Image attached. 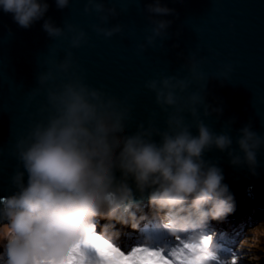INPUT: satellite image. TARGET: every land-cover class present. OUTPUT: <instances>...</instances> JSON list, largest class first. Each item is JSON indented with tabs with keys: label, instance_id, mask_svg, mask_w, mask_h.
<instances>
[{
	"label": "clouds",
	"instance_id": "obj_1",
	"mask_svg": "<svg viewBox=\"0 0 264 264\" xmlns=\"http://www.w3.org/2000/svg\"><path fill=\"white\" fill-rule=\"evenodd\" d=\"M55 3L64 9L69 0ZM48 8L45 0H0V10L23 29L41 20ZM90 11L101 23L116 15L114 8L106 9L97 0H87L84 12ZM147 11L159 16L175 12L160 0ZM150 23L152 35L146 40L154 46L171 21ZM42 28L54 39L65 37L66 29L70 48L87 43L86 34L71 24L62 30L45 20ZM93 30L111 38L122 26L93 25ZM139 48L145 50L144 45ZM186 66L189 75L184 78L146 82L144 87L166 113L164 126L157 125V113L152 112L131 134L128 97L120 100L84 83L73 70L71 51L65 50L60 62L38 74L29 102L43 90L46 103L38 110L40 119L10 152L17 164L8 177L7 194L0 197V264H233L234 259L240 264L247 259L248 254L237 249L222 254L215 234L206 231L211 221L233 213L235 197L224 183L219 161L207 160L205 154L213 149L226 152L231 167L247 169L256 178L264 135L253 131L249 121L238 130L233 149L229 133L235 119L219 134L204 122L201 117L219 116L223 109L206 103L208 79L198 71L194 55ZM230 72L227 67L219 73L221 80ZM61 76L66 80L57 83ZM193 85L197 89L189 91ZM143 222L154 223L172 243L153 247L146 238L122 249L116 226L135 231ZM135 249L141 251L132 254Z\"/></svg>",
	"mask_w": 264,
	"mask_h": 264
},
{
	"label": "water",
	"instance_id": "obj_2",
	"mask_svg": "<svg viewBox=\"0 0 264 264\" xmlns=\"http://www.w3.org/2000/svg\"><path fill=\"white\" fill-rule=\"evenodd\" d=\"M45 2L48 11L28 29L20 28L11 14L0 10V197L7 194L4 189L17 164L10 152L16 140L40 119L38 110L46 103L43 90L30 102L29 94L38 86V74L53 62H60L65 50L72 52L73 70L84 83L120 100L128 97L127 103L132 106L129 134L136 131L137 124H146L152 112L157 113V125L164 126L166 113L160 111L154 93L144 86L161 77L188 76L186 65L194 55L198 71L208 79L206 103L223 109L219 116L213 113L201 117L204 122L219 134L234 118L229 133L233 149L237 147L238 130L249 121L253 131L264 135V0H160L161 6L175 10L167 16L147 11L155 0H97L116 11L107 23H101L94 11L84 12L87 0H69L64 9H58L55 0ZM45 20L62 30L66 24L73 25L86 34L87 43L70 48L71 34L66 29L65 37H49L42 28ZM150 20L171 21L164 37L154 39V46L146 40L152 35ZM117 24L122 32L111 38L93 30V25L111 28ZM139 45L145 50L141 51ZM227 67H231L228 79L221 80L219 73ZM60 79L66 77L61 76L57 83ZM196 89L193 85L189 91ZM192 131L195 135V129ZM257 158L258 176L253 178L247 169L231 167L226 152L213 149L205 154V159L219 161L224 183L235 197L234 211L222 220L223 224L244 219L253 211L264 216V149ZM126 241L121 245L124 250L145 239L130 231Z\"/></svg>",
	"mask_w": 264,
	"mask_h": 264
},
{
	"label": "rangeland",
	"instance_id": "obj_3",
	"mask_svg": "<svg viewBox=\"0 0 264 264\" xmlns=\"http://www.w3.org/2000/svg\"><path fill=\"white\" fill-rule=\"evenodd\" d=\"M240 218L236 222L223 224L221 226H218V223L214 222L216 224L215 225L211 221L208 224L206 231L210 235L213 233L215 234L214 239L216 244H218L222 249L225 250L222 254L227 255L226 250L228 249H231L233 252H235L237 249V251H243L248 254L247 259L241 261L240 264H253L252 262H256V264H263L264 216L262 218H257V220H255L254 214H249L244 219ZM100 223L103 224L105 223V221H101ZM144 225L145 223L143 222L140 225V228L135 231L126 227H117L116 230L120 234L118 240L119 245L125 246V244L127 243L126 239L130 236V231H134L139 233L140 235H143L144 239L150 238L153 247L162 246L165 243H172V241L168 239L164 232V235L159 238L154 239L149 237L144 232ZM123 229L128 230L123 231Z\"/></svg>",
	"mask_w": 264,
	"mask_h": 264
},
{
	"label": "trees",
	"instance_id": "obj_4",
	"mask_svg": "<svg viewBox=\"0 0 264 264\" xmlns=\"http://www.w3.org/2000/svg\"><path fill=\"white\" fill-rule=\"evenodd\" d=\"M147 211V210H146ZM145 223V225H144V232L149 236V237H151V238H154V239H156V238H159V237H161L162 235H164L163 234V231H161V230H157L156 229V227H155V225H154V223H151V222H144ZM216 225V224H215ZM220 224H218V226H219ZM155 227V228H154ZM245 241V240H244ZM252 262V261H251ZM263 262V261H262ZM261 262V263H262ZM253 264H256V262H252ZM263 264H264V262H263Z\"/></svg>",
	"mask_w": 264,
	"mask_h": 264
},
{
	"label": "bare ground",
	"instance_id": "obj_5",
	"mask_svg": "<svg viewBox=\"0 0 264 264\" xmlns=\"http://www.w3.org/2000/svg\"><path fill=\"white\" fill-rule=\"evenodd\" d=\"M252 214H254L255 213V211H253V212H251ZM255 220H257V218H262L263 216L260 214L259 216H258V214H256L255 213ZM213 222V224H215V223H218V224H220V226L221 225H223V222L222 221H212ZM215 222V223H214ZM117 228V227H116ZM224 243V242H223Z\"/></svg>",
	"mask_w": 264,
	"mask_h": 264
},
{
	"label": "snow or ice",
	"instance_id": "obj_6",
	"mask_svg": "<svg viewBox=\"0 0 264 264\" xmlns=\"http://www.w3.org/2000/svg\"><path fill=\"white\" fill-rule=\"evenodd\" d=\"M185 247H188V245H185ZM139 251H141V250L140 249H135V250H133V253L132 254H135L136 252H139ZM233 264H236L235 259L233 260Z\"/></svg>",
	"mask_w": 264,
	"mask_h": 264
}]
</instances>
